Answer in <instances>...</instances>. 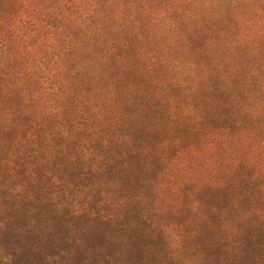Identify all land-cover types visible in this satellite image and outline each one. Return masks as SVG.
Wrapping results in <instances>:
<instances>
[{
	"label": "trees",
	"instance_id": "1",
	"mask_svg": "<svg viewBox=\"0 0 264 264\" xmlns=\"http://www.w3.org/2000/svg\"><path fill=\"white\" fill-rule=\"evenodd\" d=\"M159 105H186L175 121L205 105L202 114L232 135L264 136V0H0V153L46 155L23 162L31 182L38 166L39 178L52 180L58 156L60 169L79 168V150L105 145L117 131L111 149L144 150ZM24 198L31 213L63 230L57 217L67 213L42 210L47 198ZM35 228L53 237L36 247L47 258L48 247H75L66 229ZM236 252L242 264L263 263L264 242L249 238Z\"/></svg>",
	"mask_w": 264,
	"mask_h": 264
},
{
	"label": "rangeland",
	"instance_id": "2",
	"mask_svg": "<svg viewBox=\"0 0 264 264\" xmlns=\"http://www.w3.org/2000/svg\"><path fill=\"white\" fill-rule=\"evenodd\" d=\"M203 106L175 121L172 115L187 106L159 105L161 120L149 122L153 131L145 134L148 124L143 129L144 150L138 144L135 154L123 145L111 149L117 131L107 144L79 150L75 170L60 169L56 164L64 158L58 156L49 166L52 180L39 178V166L32 169L34 183L26 176L27 163L43 162L46 155L0 153V264H242L234 256L238 248L249 238L264 242V136L232 135L223 120L202 114ZM147 147L148 156L140 154ZM29 193L34 201L47 198L42 210L67 213L57 219L63 218L72 250L54 245L44 250L52 255L47 258L36 249L53 238L34 231L38 223L55 235L64 231L57 232L60 226L45 221V214L31 213L22 200ZM75 209L84 215L75 217Z\"/></svg>",
	"mask_w": 264,
	"mask_h": 264
}]
</instances>
